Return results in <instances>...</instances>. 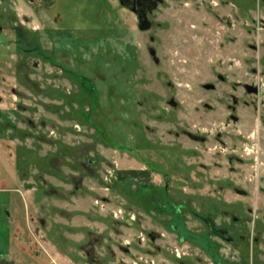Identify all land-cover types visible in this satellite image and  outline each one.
I'll return each mask as SVG.
<instances>
[{"label": "rangeland", "instance_id": "rangeland-1", "mask_svg": "<svg viewBox=\"0 0 264 264\" xmlns=\"http://www.w3.org/2000/svg\"><path fill=\"white\" fill-rule=\"evenodd\" d=\"M143 1L0 0V264H264V0Z\"/></svg>", "mask_w": 264, "mask_h": 264}, {"label": "trees", "instance_id": "trees-1", "mask_svg": "<svg viewBox=\"0 0 264 264\" xmlns=\"http://www.w3.org/2000/svg\"><path fill=\"white\" fill-rule=\"evenodd\" d=\"M119 179L124 180L127 178L133 179H149L150 171L149 170H136V169H128V170H120L118 172Z\"/></svg>", "mask_w": 264, "mask_h": 264}, {"label": "flooded vegetation", "instance_id": "flooded-vegetation-1", "mask_svg": "<svg viewBox=\"0 0 264 264\" xmlns=\"http://www.w3.org/2000/svg\"><path fill=\"white\" fill-rule=\"evenodd\" d=\"M120 2L124 5H128L132 8V10L139 14L140 19H142L143 24H147L145 19V14L141 13L147 4L143 0H120Z\"/></svg>", "mask_w": 264, "mask_h": 264}, {"label": "water", "instance_id": "water-1", "mask_svg": "<svg viewBox=\"0 0 264 264\" xmlns=\"http://www.w3.org/2000/svg\"><path fill=\"white\" fill-rule=\"evenodd\" d=\"M252 90H254V91H257V89H252V88H249V91H252Z\"/></svg>", "mask_w": 264, "mask_h": 264}]
</instances>
